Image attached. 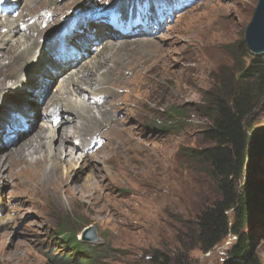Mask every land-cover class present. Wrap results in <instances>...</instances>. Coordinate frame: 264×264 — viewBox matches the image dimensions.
Returning <instances> with one entry per match:
<instances>
[{
  "label": "rangeland",
  "instance_id": "374dc122",
  "mask_svg": "<svg viewBox=\"0 0 264 264\" xmlns=\"http://www.w3.org/2000/svg\"><path fill=\"white\" fill-rule=\"evenodd\" d=\"M124 1L54 0L46 4V1L37 0L27 5L28 0L18 2L19 13L24 8L23 16L30 10L32 13L40 10L46 15L50 7L65 4V12L53 22V26L42 24L44 31L48 30L40 38L42 42L46 36V41L55 38L68 16L90 17L88 14L81 15L82 9L100 12L105 20L112 12L125 9L137 13L135 16L139 18L148 14L167 16L155 37H142L148 35L146 33L137 38L112 36L114 40L126 41L119 43L125 45L119 49L115 42L111 50L123 64V69L127 67L122 74L116 73L120 69L119 64L111 68V72H107L105 67L99 69V78L104 81L96 87L103 88L101 97L110 101L103 104L105 107L102 104L99 107L109 110L117 130L129 128L131 134L127 139L131 147L122 148L119 160L108 164L110 171L100 169L103 177H96L99 192L103 193L100 199L82 206L68 200L64 191H44L38 195L30 190L29 184L12 180L8 171L4 172V177L0 179V264H154L152 256L156 250L172 257L174 264L228 263L229 250L238 241L232 235L207 252L199 248L186 250L196 239L197 214L219 196L208 166L190 153L210 144L204 137V128L208 123L204 109L207 91L223 76L235 74L249 61L241 50L242 40L259 0H145L149 2V7H136L134 0L128 4ZM29 6H34V9H29ZM18 15L0 18L15 20ZM50 17L47 16V19ZM96 25L106 27L98 22ZM70 27L64 28L65 33H84L79 28ZM97 27L91 31L97 33ZM131 27L138 25L133 23L130 28L121 30L130 32ZM196 30L210 32V36L217 35L219 42L211 47L197 46L198 42L195 44L192 41L196 38ZM7 31L8 28H2L0 34ZM103 33H99L98 37L101 38ZM62 46L60 43L58 52L65 51ZM108 50L103 51V56H110ZM66 55L76 57L78 54L71 49ZM56 57L62 58L59 55ZM157 60H161L163 69L173 79L158 80L152 72L146 73L141 69ZM2 62H8V59H2ZM83 65L77 67L83 68ZM131 69H140V75L132 76ZM42 72L39 71L38 80ZM142 75L151 80L147 88L137 85L136 81L140 79L132 84L124 83ZM56 82L50 84L46 98L40 97L44 105L40 104L38 108L33 105L40 113L44 112L45 101L57 93ZM27 92L25 90V94ZM37 92L38 88L35 94ZM89 98L84 101L88 102ZM27 99L23 92L11 94L0 108V116L8 114L14 105H22ZM54 108L59 110L57 105ZM90 110L98 112L96 107ZM13 116L19 120L18 125L26 124L20 115ZM254 119V134L262 136V140L259 153L249 166L253 206L244 231L250 255L259 264H264V104L257 109ZM51 120L38 117L32 128L8 147V153L35 134L40 124ZM108 124L105 121L86 122L82 132L86 134L84 145L89 139L98 143L96 136L92 135L97 133L106 139L107 153H110L111 147L113 152L118 144V135L116 130L111 132L107 128ZM2 140L8 141L0 132V147ZM97 164L102 167L101 162ZM126 166L139 172L140 176L133 175ZM96 174L93 172L86 182ZM84 178L85 174L80 179L72 174L69 182L80 184ZM67 215L70 216L71 227L79 230L78 238L88 250L93 251L92 261L84 260L82 252L74 253L68 246H59L61 240L57 229ZM91 225L96 229L98 241L82 237L84 229ZM66 253H72L70 261L60 257Z\"/></svg>",
  "mask_w": 264,
  "mask_h": 264
},
{
  "label": "bare ground",
  "instance_id": "6f19581e",
  "mask_svg": "<svg viewBox=\"0 0 264 264\" xmlns=\"http://www.w3.org/2000/svg\"><path fill=\"white\" fill-rule=\"evenodd\" d=\"M36 1L28 0L26 5ZM43 1H46L44 2L46 4L54 2V0ZM124 2L128 4L132 0H125ZM133 2L136 3V7L141 5L149 7V2L145 0H134ZM64 5H58L55 8L54 5L48 9L46 14L53 15L52 21H47V16L43 15L42 12L40 13V10L33 13L30 10L26 13V16H23L22 12L24 8L22 11L20 10L15 20L6 19L4 21L0 18V29L8 28L7 33L0 34V108L11 94L17 95L23 92L28 98V101H25L22 105H14L8 114L0 116V132L8 140L6 142H4L5 139L2 140L3 143H1L2 145L0 147V179L4 177V172L8 171L13 177L12 180L16 179L20 183L29 184L31 187L30 190L35 194L41 195L44 191H55L57 193L64 191L68 200L73 201L75 204L85 206L87 204L91 205L94 199H100L103 195V193L99 192V187L96 182V177L99 179L103 177L100 175V169L105 168L107 171H110L111 168L108 164L119 160V151L122 148L124 150L131 147L130 140H127L131 135L130 129L123 128L117 130L118 128L113 123L111 115L108 114L109 110L103 109V106L105 107L103 104L109 103L110 101L101 97L103 88L96 87L104 81L99 78L101 76L99 69L102 67L107 68V72H111V68L119 64L120 69L118 68L119 70L117 69L116 71L118 75L122 74L127 68L125 67L123 69L124 66L115 57V52H111L114 49L113 45L115 42L117 43V49H119L125 46L119 43L126 41L122 39L114 40L112 36H118L119 38L122 36L123 38L134 36L137 38L142 33H146L148 35L141 36L155 37V34L161 30L160 27L166 21L165 17L167 15L163 14L159 16L155 14L156 16H154L148 14L146 16H140V19L138 16H135L137 13H131L125 9L112 12L107 20L93 16L91 18L86 17L85 19L80 17L77 19L75 26L76 28L84 30V35H80V38L77 39L79 41L72 38L73 34L67 35L66 37L58 35L56 40L63 41L64 47L66 48L65 51H56L58 42L55 43L54 39L50 40L44 48L40 38L48 30L44 31L42 24L47 22V27L53 26V22L58 21L60 16L65 12L66 7ZM29 7V9H34V6ZM17 11H19V8ZM81 11L84 12L83 9ZM170 14L171 16L173 15L171 11ZM75 16H68L66 22L62 25L68 24ZM92 18L97 19L100 25L106 26L102 29L103 31L109 29L110 35L104 33L100 38L98 37V32L101 33L102 29L98 30L97 33L91 31L92 25L95 24V20ZM32 20L33 22L31 23ZM133 23L138 25V27H131L130 32L124 33L120 30L121 26L126 25L129 28ZM208 34L207 32L204 33V31L196 30V38L194 37L192 41L194 43L198 42L197 46L199 47H211L219 42L217 35L210 36ZM92 46H97V50L93 51ZM72 48L76 49L82 56L79 58L77 55L71 58L68 55V58L66 55L67 51ZM105 49H110L108 50L110 51L109 57L103 56ZM87 54L89 57L86 59ZM56 55L62 58L58 59ZM1 58L8 59V62H2ZM160 61L157 60L149 63L148 66H142L141 69L146 71V73L152 72L158 80L173 79L172 76H168V72L163 69ZM42 64H44V67H42ZM81 64H84L83 68L77 67ZM41 70L43 72L40 80H38L39 71ZM131 71L132 76L135 74L140 75V69H131ZM66 74L67 76H65ZM63 76L65 78L61 81L60 79ZM143 77L144 75L138 76V78L130 79V81H125L124 83L132 84L134 80L140 79V81H136L137 85L147 88L151 84V80H146ZM52 81H57L55 85L57 87V93L52 94L50 99H46L44 112L40 113L37 106L40 104L44 105V102L42 103L39 99L40 97H45ZM37 88L38 92L35 94ZM25 90L28 91L26 94ZM87 97L90 98L88 102H85L84 100ZM109 97L111 96L109 95ZM112 97H115V95L112 94ZM92 98H99L100 102L92 103ZM99 104L103 106L99 107ZM33 105L37 108H33ZM54 105L59 107L58 111L55 110ZM95 107L98 112L90 110ZM57 113L61 116L60 122H55L54 120L46 121V123L42 122L43 124H40L35 134L27 138L18 148L8 153V147L13 145L22 133L29 131L38 117L42 116L44 119L50 120ZM14 114L20 115L26 120L25 123L28 124L27 128L29 127L28 129L26 128L27 130L20 128L21 125H18L19 120L13 116ZM90 121L97 123L105 121L109 123L106 126L111 132L117 131L118 144L113 152L111 147L110 153H107V149H109L106 144L107 141L97 133H93L92 135L96 136L98 143H95L94 140L90 141L89 139L87 145H84L86 142V134L82 132L85 128V123ZM7 124L9 125V132L6 129ZM63 127L66 128L61 132ZM98 162L102 163V167L97 164ZM126 168L128 167L126 166ZM128 169L133 175L140 176L139 172L130 168ZM93 172H96L98 175L92 176L87 183L86 178L88 179ZM72 174L79 179L85 174V178L80 184L73 183L72 181L69 182V177Z\"/></svg>",
  "mask_w": 264,
  "mask_h": 264
},
{
  "label": "trees",
  "instance_id": "16d2710c",
  "mask_svg": "<svg viewBox=\"0 0 264 264\" xmlns=\"http://www.w3.org/2000/svg\"><path fill=\"white\" fill-rule=\"evenodd\" d=\"M241 50L249 57L248 63L237 68L235 74L223 76L207 91L204 137L210 144L190 155L208 166L219 196L197 214L196 239L186 250L199 248L207 252L232 235L238 241L229 250L226 264H259L248 251L244 229L253 206L249 166L262 140V136L254 134V117L264 104V54L250 55L244 40ZM69 221L67 215L59 224V246L82 252L84 260L92 261L93 251L78 238L79 230ZM60 257L70 261L72 253ZM152 260L154 264H174L172 257L159 250L153 253Z\"/></svg>",
  "mask_w": 264,
  "mask_h": 264
},
{
  "label": "water",
  "instance_id": "95a60500",
  "mask_svg": "<svg viewBox=\"0 0 264 264\" xmlns=\"http://www.w3.org/2000/svg\"><path fill=\"white\" fill-rule=\"evenodd\" d=\"M244 41L252 54H264V0H259L253 17L245 29ZM86 240L98 241L99 237L94 226L82 232Z\"/></svg>",
  "mask_w": 264,
  "mask_h": 264
}]
</instances>
